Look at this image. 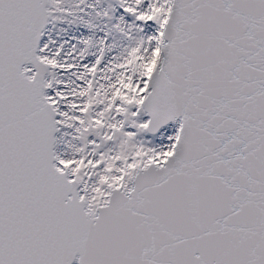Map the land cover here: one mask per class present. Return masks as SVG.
Here are the masks:
<instances>
[{
    "label": "snow or ice",
    "instance_id": "1",
    "mask_svg": "<svg viewBox=\"0 0 264 264\" xmlns=\"http://www.w3.org/2000/svg\"><path fill=\"white\" fill-rule=\"evenodd\" d=\"M0 264H264V0H0Z\"/></svg>",
    "mask_w": 264,
    "mask_h": 264
}]
</instances>
